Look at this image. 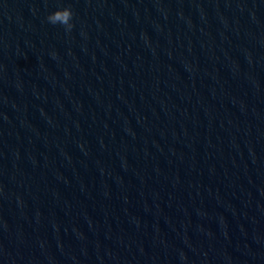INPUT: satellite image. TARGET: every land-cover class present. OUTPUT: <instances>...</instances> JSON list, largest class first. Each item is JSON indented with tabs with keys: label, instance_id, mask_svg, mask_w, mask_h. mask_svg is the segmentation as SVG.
I'll return each instance as SVG.
<instances>
[{
	"label": "clouds",
	"instance_id": "1",
	"mask_svg": "<svg viewBox=\"0 0 264 264\" xmlns=\"http://www.w3.org/2000/svg\"><path fill=\"white\" fill-rule=\"evenodd\" d=\"M47 20L52 25L64 26L66 31H71L73 28V12L69 7L57 9L48 15Z\"/></svg>",
	"mask_w": 264,
	"mask_h": 264
}]
</instances>
